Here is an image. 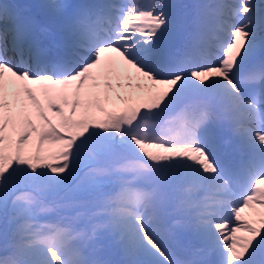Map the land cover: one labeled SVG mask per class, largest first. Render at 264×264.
I'll use <instances>...</instances> for the list:
<instances>
[{"label":"snow or ice","instance_id":"6c2138e0","mask_svg":"<svg viewBox=\"0 0 264 264\" xmlns=\"http://www.w3.org/2000/svg\"><path fill=\"white\" fill-rule=\"evenodd\" d=\"M30 7L0 3V264H264V0Z\"/></svg>","mask_w":264,"mask_h":264},{"label":"rangeland","instance_id":"374dc122","mask_svg":"<svg viewBox=\"0 0 264 264\" xmlns=\"http://www.w3.org/2000/svg\"><path fill=\"white\" fill-rule=\"evenodd\" d=\"M116 2L122 3L124 0H116ZM201 2H215V0H201ZM257 2H259V0H257Z\"/></svg>","mask_w":264,"mask_h":264}]
</instances>
